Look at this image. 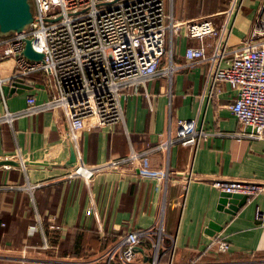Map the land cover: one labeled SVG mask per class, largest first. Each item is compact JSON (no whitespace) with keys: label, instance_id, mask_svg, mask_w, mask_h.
<instances>
[{"label":"crops","instance_id":"obj_1","mask_svg":"<svg viewBox=\"0 0 264 264\" xmlns=\"http://www.w3.org/2000/svg\"><path fill=\"white\" fill-rule=\"evenodd\" d=\"M258 5L246 14L242 9L234 42L246 34ZM197 43L184 30L169 35L173 73L129 88L122 100L124 122L91 127L87 119L75 140L59 108L16 118L12 126L0 123V158L17 160L21 153L25 163L0 164V264H103L120 235L135 228L156 231L160 225L165 235L160 264L170 261L165 253L171 236L174 264L199 256L200 264H264V224L255 219L256 206L264 211V192L231 213L211 185L217 177L263 181L264 139L245 136L249 128L229 109L235 97L230 84L220 80L212 89L208 64L188 63L184 50ZM169 62L164 57L162 66ZM17 65L15 57L0 58V113L3 95L7 108L16 111L32 93L37 102L54 94L44 72L17 75ZM182 118L202 122L209 136L197 145L183 140L157 149ZM72 142L77 163L95 168L90 179L73 174L75 163L66 164ZM132 149L146 154L115 164ZM165 173L161 193L156 183ZM218 235L229 242L226 252L215 251ZM152 252L151 240L143 239L136 256L150 264ZM114 264H123L120 257Z\"/></svg>","mask_w":264,"mask_h":264},{"label":"built area","instance_id":"obj_2","mask_svg":"<svg viewBox=\"0 0 264 264\" xmlns=\"http://www.w3.org/2000/svg\"><path fill=\"white\" fill-rule=\"evenodd\" d=\"M33 1L35 14L30 27L0 37V58L15 57L17 75L44 72L54 94L49 101L37 102L32 93L27 96L25 107L16 111L7 108L3 95L5 110L0 113V123L12 126L16 118L59 108L69 124V138L75 140L88 124L99 127L124 122L122 100L128 96L129 88L145 87L155 76L173 73L171 52L170 62L164 66L162 62L168 50L169 35L180 33L179 26L184 24L185 36L198 40L197 45L189 44L184 50L188 63L201 61L208 64L212 89L218 81H227L235 91L229 109L243 128H249L245 136L264 139V0H257L256 16L237 42H234L233 30L245 0H230L223 11L180 22L175 21L173 0ZM26 38L31 39L35 50L44 54L42 60H30L23 55ZM3 81L0 76V86ZM207 136L209 132L202 122L182 118L177 120L174 132L169 128L166 138L156 148L166 150L183 140H194L197 145ZM145 154L132 149L128 157L115 164L140 160ZM17 156L20 165L25 167L21 153ZM74 168L78 173L73 171V174L83 175L85 179L94 175V170L84 163L76 162ZM165 177L166 173L156 183L161 193L165 191L161 184L167 181ZM211 185L220 191L246 195L247 200L264 192V180L229 181L217 177L211 180ZM255 219L264 224V211L259 206L255 209ZM164 237L161 225L156 231L131 229L108 248L103 264H114L117 257L123 264H144L136 256L143 239L151 240L153 258L150 264H160ZM171 238L168 264H174L176 250V238ZM214 243L217 253L229 249L224 236L218 235ZM199 259L200 256L194 257L186 264H200Z\"/></svg>","mask_w":264,"mask_h":264},{"label":"water","instance_id":"obj_3","mask_svg":"<svg viewBox=\"0 0 264 264\" xmlns=\"http://www.w3.org/2000/svg\"><path fill=\"white\" fill-rule=\"evenodd\" d=\"M35 8L33 0H0V37H8L15 32H22L30 27L34 19ZM22 51L27 59L42 60L43 53L33 48L31 39H25ZM77 162L75 144H70V154L66 164L72 165ZM0 164L17 166L21 164L19 159L0 158ZM247 201V196L240 193H228L221 191L219 203L231 213Z\"/></svg>","mask_w":264,"mask_h":264},{"label":"rangeland","instance_id":"obj_4","mask_svg":"<svg viewBox=\"0 0 264 264\" xmlns=\"http://www.w3.org/2000/svg\"><path fill=\"white\" fill-rule=\"evenodd\" d=\"M229 0H174L173 2V13L175 21H181L189 18H196V16L212 15L214 10H225L228 7ZM258 3L257 0H245V6H243V12H249L252 10L253 3ZM259 4V3H258ZM175 7V10H174ZM219 17V15L217 16ZM185 27L184 24H180L179 30ZM176 35H174L175 37ZM164 57L169 59V50H166ZM37 264V263H36ZM67 264V263H65ZM68 264H78L74 262H69ZM85 264V263H84ZM90 264V263H86Z\"/></svg>","mask_w":264,"mask_h":264},{"label":"bare ground","instance_id":"obj_5","mask_svg":"<svg viewBox=\"0 0 264 264\" xmlns=\"http://www.w3.org/2000/svg\"><path fill=\"white\" fill-rule=\"evenodd\" d=\"M80 164H81V162H80ZM91 169H95V168L94 167H91ZM80 171H82V169ZM74 172L75 173H78L76 168H74Z\"/></svg>","mask_w":264,"mask_h":264},{"label":"trees","instance_id":"obj_6","mask_svg":"<svg viewBox=\"0 0 264 264\" xmlns=\"http://www.w3.org/2000/svg\"><path fill=\"white\" fill-rule=\"evenodd\" d=\"M229 2V1H228ZM167 49H168V46H167ZM168 253H169V251H166V253L165 254H167L168 255Z\"/></svg>","mask_w":264,"mask_h":264}]
</instances>
